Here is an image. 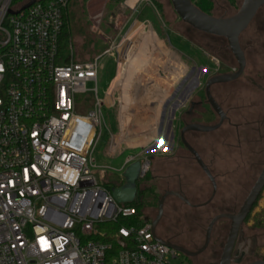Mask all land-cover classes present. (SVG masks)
<instances>
[{"label": "built area", "instance_id": "built-area-1", "mask_svg": "<svg viewBox=\"0 0 264 264\" xmlns=\"http://www.w3.org/2000/svg\"><path fill=\"white\" fill-rule=\"evenodd\" d=\"M70 1L36 0L22 8L26 2L0 0V264H171L177 252L155 238L150 221L140 217L138 225L114 227L135 209L116 202L97 181L92 154L102 107L115 111L108 153L138 138L141 127L155 130L152 152H168L166 130L160 138L158 133L166 127L174 90L164 101L159 126L137 124L139 80L132 82L136 97L122 104L130 72L118 70V55L126 38L122 44L112 40L92 59H74L71 45L62 49L59 42ZM113 52L115 75L99 99L96 85L89 90L87 83L96 84L99 58ZM182 77L180 87L194 80L188 72ZM78 94L89 98L85 113L77 111ZM147 108L152 111L150 104ZM147 151L139 159L145 173Z\"/></svg>", "mask_w": 264, "mask_h": 264}, {"label": "rangeland", "instance_id": "rangeland-1", "mask_svg": "<svg viewBox=\"0 0 264 264\" xmlns=\"http://www.w3.org/2000/svg\"><path fill=\"white\" fill-rule=\"evenodd\" d=\"M126 1L122 0L120 3L114 5L111 3V0H86L84 2L82 0H73L69 5V8L75 14L76 24H74V32L78 29L82 30L77 35H72V38L69 40L74 59L79 61L92 59L106 49L112 40H115V44L123 43V48L119 46L118 70L122 69L124 72H121L124 74L125 72H130V79L124 78L125 85L122 89V102H125L124 98L131 100L132 96L136 97L137 93L133 91L132 82H136L146 76H152V79L158 82L157 85L160 90L153 88L152 92L158 97V100L164 97L165 101L166 97L174 90L176 84L183 78L182 76L188 72L189 64L194 62L197 65L212 67V62L203 50L210 57H213L216 46L215 38L204 35L182 22L174 12L170 0H139L138 3L129 6L125 4ZM241 1L235 0L236 5H232L228 0H212V15L230 16L238 10ZM135 26L138 27L136 33H139V31L143 33L131 35L130 32ZM253 28H255V25H253ZM147 32L153 34L154 42H142V36ZM125 38H127V41L122 42ZM253 38L258 48L257 51H253L252 55L254 57L252 59L264 64V50L261 51L262 48L260 47L264 44V35L259 32ZM115 59L116 54L114 52L112 54H105L99 58L100 68L98 69L96 84L94 82L87 83V89L89 90H92L96 85V93L99 99L104 98L110 86L111 78L115 72ZM251 64L254 65L255 61L251 62ZM166 67L168 68L166 69ZM166 82L170 83L169 88ZM165 89H168L167 95H164ZM141 92H144V88H142ZM86 96L85 94L77 95L79 102L77 104L78 113H85L89 109V106H85L84 99ZM149 96L148 98H144L145 96L143 97L142 95L143 99H141V103L145 105V110L149 105L148 102L150 104L152 102ZM249 98L248 101L250 100ZM251 98L256 101V104L248 108V120L263 117L264 98L262 93L254 91ZM138 103L136 104L138 105L136 116L142 118V114L145 111L143 110L144 106L139 107ZM163 105L164 102L157 107V115L162 111L164 112ZM101 111L103 124L100 138L92 154L95 166L93 173L98 182L101 181V171L108 168H117L124 155L123 151L115 153L107 152L110 133H116L115 111L114 107H102ZM236 114H238L236 117H245L247 110H242ZM240 130L243 133L242 129ZM138 132H140L138 138L132 139L129 143L142 146L145 152L148 150L147 153L149 154L147 158L149 159V165L145 176L149 177V183L152 185L154 191L161 197L165 191H177L180 187L190 202H205L211 194V185L206 180L205 174L199 165L186 159H172L170 156H166L164 151H162L163 153L152 152L155 149V144L150 146L151 141L149 139L153 136L155 130L153 133H147L141 127ZM164 132L165 127H162V130L158 133L159 138L163 136L162 133ZM211 135H214V133ZM248 136L252 140L251 143H248L249 189L259 172V167L250 168V162L264 161V153H257L263 150L264 141H255L257 135L251 131L248 132ZM208 143L201 148L202 154L206 159L216 150L220 151V156H224L228 152L224 147H219L218 143L213 141ZM177 153L186 154L182 150H179ZM216 163L221 167L222 164L224 165L222 159ZM139 187L141 188L142 185H138ZM237 193L240 192L238 190L221 189L217 192L216 197L219 199L229 194L234 195ZM216 212L215 207L194 209L183 203L176 196L168 195L163 201L162 214L155 227V234L160 239L177 242L178 245L188 251H196L203 245L207 225L211 218L217 214ZM157 213L158 203L144 208L141 217L153 223ZM196 213L199 216L197 219L193 217ZM228 224L227 220H219L214 224L209 245L202 253L196 256H186L177 252V256L171 258L170 263L210 264L211 261H214L212 255L213 251L217 248L218 235L221 230L220 226H226V231L224 230L222 236L224 239ZM242 230L244 235L248 237L246 245L248 253L241 264H247L254 260H264V188L253 205L248 219L242 224Z\"/></svg>", "mask_w": 264, "mask_h": 264}, {"label": "flooded vegetation", "instance_id": "flooded-vegetation-1", "mask_svg": "<svg viewBox=\"0 0 264 264\" xmlns=\"http://www.w3.org/2000/svg\"><path fill=\"white\" fill-rule=\"evenodd\" d=\"M253 25H255V28L252 29ZM198 32L215 38L216 46L213 57H210V55L203 50L205 55L212 62V67L197 65L194 62L191 63L188 76L194 77L192 83L184 87L175 86L174 92L171 94L170 98L171 103L165 127L167 139L169 141V150L165 155L170 156L172 159H186L197 163L193 154L185 145L188 144L199 155L215 183V192L212 196V181L203 171L206 180L211 185V194L208 199L202 203H192L180 187L176 192H178L182 198L177 197L178 199L194 209L215 207V211H217L215 215L226 213L233 214L238 211L264 165V161L250 162V168L259 167V172L248 189V143L252 141L248 136V132L251 131L256 133L257 138L255 141H264V116L255 120H248V108L256 104V101L251 98L253 92H261L264 98V64L252 59L254 57V55H252L253 51H257L258 48L254 42L253 36L257 35L259 32L264 35V5L257 10L250 23L238 37L239 46L244 56V67L242 71L233 79L213 82L208 86V90L206 84L210 79L221 78L237 73L239 63L231 52L227 40L224 37L207 34L201 31ZM260 47L262 48L261 51L264 50V44ZM253 61H255L254 65L251 64ZM248 98L250 99L249 101ZM210 99L218 106L219 112L213 108ZM242 110H247V115L245 117H236L238 115L236 113ZM196 124L203 126L216 125L217 127L207 132L196 131L189 128L191 125ZM240 129H242L243 133H241ZM212 133H214V135H211ZM210 141L218 143L219 147H224L228 152L224 156H220V151L216 150L206 159L202 154L201 148ZM179 150H182L186 154H178L177 152ZM257 153H264V148ZM221 159L224 162L222 167L216 163L217 161H221ZM201 170L203 169L201 168ZM221 189L238 190L240 193L234 195L229 194L228 196L218 199L216 195ZM183 199H186L188 203ZM248 214L245 220L248 219ZM193 217L195 219L199 218L197 213L194 214ZM219 220H227L229 222L226 218H221ZM220 227L221 230L218 235L219 240L217 242V248L213 251L212 255L214 261H211L210 264H219L222 247L228 233L227 229L225 238L223 239L222 236L226 226L221 225ZM170 241L178 245L177 242ZM247 243L248 237L244 235L241 226L230 254V264H241L245 255L248 253L246 250Z\"/></svg>", "mask_w": 264, "mask_h": 264}, {"label": "water", "instance_id": "water-1", "mask_svg": "<svg viewBox=\"0 0 264 264\" xmlns=\"http://www.w3.org/2000/svg\"><path fill=\"white\" fill-rule=\"evenodd\" d=\"M36 0H28L22 8L28 7ZM171 6L180 20L193 29L197 31H201L207 34L221 36L227 40L228 46L237 59L239 63L238 72L224 76L221 78H212L207 82V90L208 86L213 82L219 80H230L235 78L244 67V56L240 49L238 37L239 34L247 27L250 23L257 10L264 5V0H242L238 10L226 17L221 16H213L201 11L198 7H196L191 0H170ZM210 102L213 108L219 112L218 106L210 99ZM217 126H203V125H191L189 128L196 131H211L215 129ZM183 132V131H182ZM189 151L193 154L196 162L200 165L206 175L209 176L210 180L213 184L212 196L215 192V183L212 177L210 176L205 164L202 162L199 155L188 145L185 144ZM142 163L139 159L132 161L129 163L124 170L122 171V184L118 187L111 188V195L113 199L121 204H131L136 200L137 196V181L144 175L145 171L142 169ZM264 187V165L258 174L256 180L252 184L251 188L248 191L247 196L245 197L243 203L239 207L238 211L233 214H218L211 218L209 221L206 231H205V240L203 245L197 249L196 251H188L185 248L175 245L170 241L160 239L155 234V227L157 225L158 220L162 214V205L163 201L168 195H174L176 197L182 198V196L176 191H165L164 194L159 198L158 201V213L155 220L152 223V231L155 234V238L166 244L170 248L174 249L178 253H182L186 256H196L202 253L210 239V234L214 223L221 219L226 218L229 220V228L228 233L222 247L221 256L219 260V264H230V254L237 236V233L242 226L247 214L250 212L252 206L254 205L256 199L258 198L260 192ZM186 203L187 200L183 199ZM248 264H264V260H254Z\"/></svg>", "mask_w": 264, "mask_h": 264}, {"label": "trees", "instance_id": "trees-1", "mask_svg": "<svg viewBox=\"0 0 264 264\" xmlns=\"http://www.w3.org/2000/svg\"><path fill=\"white\" fill-rule=\"evenodd\" d=\"M27 0H15V2L18 3H24ZM71 0L70 2H72ZM83 2L86 0H82ZM122 0H111L112 4L120 3ZM230 4L236 5L235 0H228ZM70 2L68 3L67 7L64 10L63 14V26L60 33V48L67 47L69 40L72 38V35L82 32V30H76L74 32V24L75 23V14L74 12L69 8ZM191 2L198 7L201 11L212 15V0H191ZM236 7V6H235ZM189 26V25H188ZM192 28V27H191ZM78 31V32H77ZM85 32V31H83ZM89 101V98L85 99V102L87 103ZM101 184H103L108 190H111L113 187H118L122 184V178L120 177V172H118L116 169H106L104 171L103 177L101 179ZM138 185L142 187L138 188ZM160 196L154 191L152 185L149 183V177L147 178L145 175L140 178L137 181V196L136 200L128 204L130 206H133L135 209V214L128 218H119L116 223L114 224V227H119L120 225H128V224H134L138 225L141 223L139 218L141 217L142 210L144 208H148L150 206H154L158 203ZM256 203V202H255ZM254 203V204H255ZM253 207V206H252ZM252 209V208H251ZM251 211V210H250ZM250 213V212H249ZM249 216V214H248Z\"/></svg>", "mask_w": 264, "mask_h": 264}, {"label": "crops", "instance_id": "crops-1", "mask_svg": "<svg viewBox=\"0 0 264 264\" xmlns=\"http://www.w3.org/2000/svg\"><path fill=\"white\" fill-rule=\"evenodd\" d=\"M136 0H132V2L130 3V4H128V5H133L134 4V2H135ZM127 4V3H126ZM138 27L137 26H135V28H133L132 30H131V32H130V34L131 35H133L134 33H136L137 31H138V29H137ZM143 32L142 31H139V33H136V35H140V34H142ZM153 34L152 33H150V32H147V33H144V35L142 36V42L143 43H148V42H154V38H153V36H152ZM126 41H127V38L125 39ZM149 40H151V41H149ZM124 46H122V48H123ZM123 50V49H122ZM179 58H180V56H179ZM168 63H167V61H166V65H167ZM165 65V66H166ZM185 65H188V64H185ZM188 66H190V64L188 65ZM168 67H166V69H167ZM114 75H115V72H114ZM114 75L112 76V78H111V80L113 79V77H114ZM142 80H144V81H146V83L147 84H144V82L142 81ZM140 81V86H142L143 88H144V92L142 93L141 92V90H140V94H141V98L140 99H143V97L144 98H148V96H149V98L151 99V104L150 105H153L152 106V111H149V109L147 108L146 110H145V105L144 104H142L141 102H140V105H139V107H141V106H144V108H143V110H145L144 112H143V117L141 118V117H137L136 119L138 120V121H136V123L137 124H139V125H142V124H144V125H147V123H149L150 125H154V126H159V124L161 123V113L159 114V115H157V107L158 106H160L161 105V103L162 102H164V97H160L161 99L160 100H158V97L157 96H155V94L152 92L153 91V88L154 89H156V90H160V89H158L159 87H158V82H156V81H154V79H152V76H146V77H144L143 79H140L139 80ZM166 84H167V87L169 88V86H170V83L169 82H166ZM156 86V87H155ZM151 91V92H150ZM167 93H168V89H165L164 90V95L166 94L167 95ZM142 95H143V97H142ZM153 98H155V99H153ZM124 99H126L127 100V98H124ZM123 99V100H124ZM126 100H125V102H122V104H123V106H126L127 104H126ZM149 108H151V107H149ZM149 111V113H147L146 111ZM155 116H154V115ZM139 115H141V114H139ZM151 118H152V120H151ZM153 133V132H152ZM129 139V138H128ZM132 140V139H131ZM130 139L126 142V141H124V142H122L121 144H120V146H119V149L117 150V152L118 151H123V153H124V155H123V157H122V161H121V163H120V165L117 167V168H114V169H116L118 172H122L123 170H124V168L127 166V163H125V161L127 160V159H130V158H134V157H136V159H141L142 158V152H143V148H142V146H140V145H138V144H130L129 142L131 141ZM135 140V139H134ZM133 145V146H132ZM138 145V146H137Z\"/></svg>", "mask_w": 264, "mask_h": 264}, {"label": "bare ground", "instance_id": "bare-ground-1", "mask_svg": "<svg viewBox=\"0 0 264 264\" xmlns=\"http://www.w3.org/2000/svg\"><path fill=\"white\" fill-rule=\"evenodd\" d=\"M131 2H132V0H127V1H126V3H127V4H130ZM127 70H128V69H127ZM129 74H130V73H129ZM129 74L127 75V77H126V78H128V77H129ZM125 100H126V99H125ZM123 101H124V100H123Z\"/></svg>", "mask_w": 264, "mask_h": 264}]
</instances>
